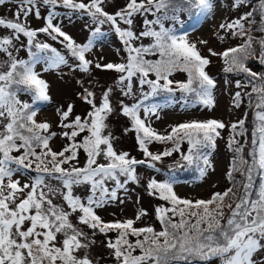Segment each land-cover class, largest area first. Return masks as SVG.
Here are the masks:
<instances>
[{
  "label": "snow or ice",
  "instance_id": "6c2138e0",
  "mask_svg": "<svg viewBox=\"0 0 264 264\" xmlns=\"http://www.w3.org/2000/svg\"><path fill=\"white\" fill-rule=\"evenodd\" d=\"M9 2L16 4L12 18L0 17V54L6 56L0 60V264H95L90 256L95 235L108 237L112 232L115 239L108 238L106 247L114 264H264V72L248 66L250 59L264 66V35H252L253 31L264 33V0L240 18L220 25L232 36L243 38V43L219 53L209 49L210 55L222 58L225 73L244 75V83L236 80L237 88L251 86V92L244 93L252 109L250 136L247 112L230 126L215 119L190 120L160 134L151 125L152 117L160 118L162 107L177 102L176 92L185 108L215 106L216 81L206 71L211 61L189 42L188 32L180 30L184 27L181 13L206 16L214 7L213 0H127L114 14L105 10L108 0H0V5ZM243 3L246 0H236L234 6ZM41 4L48 9L44 26L33 29L28 17L41 18ZM58 8L87 15L97 25L87 43H77L56 22ZM137 16L145 17L139 33L133 30ZM105 23L119 36L127 59L124 63L97 62L94 67L118 73L121 95L133 99L131 104L120 100L119 111L130 122L125 132L135 133L145 159L118 152L114 146L108 123L116 111L112 87L98 99L93 91L83 89L80 98L89 106L84 116L73 117L71 103L66 110H57L64 129L60 136L67 141L59 151L50 145L57 136L51 124L37 120L38 104L51 99L42 72L71 67L69 59L40 41L38 34L59 40L74 58L75 68L90 73L93 62L86 54L104 36L100 26ZM169 23L172 26H166ZM144 38L151 43H136ZM24 47L27 59L18 55ZM38 65L43 66L42 72ZM176 71L186 73V80L170 79ZM21 94L31 102L22 100ZM162 94L163 104L152 102ZM242 102V93L237 91L234 106L239 108ZM226 127L230 128L227 146L233 159L226 173L231 187L224 192L192 201L174 191L175 175L150 178L148 194L164 202L154 209L159 230L134 226L147 215L144 209L135 219L123 221H104L97 214V209L118 200V190H126L129 182L140 183L137 166L160 172L157 162L174 152L180 153L178 168L195 167L200 177L205 176L212 167L210 156L221 137L219 130ZM153 142L172 147L154 153L149 148ZM185 143L187 151L183 152ZM81 152L85 156L82 166ZM81 187L87 189L86 198L76 194Z\"/></svg>",
  "mask_w": 264,
  "mask_h": 264
},
{
  "label": "rangeland",
  "instance_id": "374dc122",
  "mask_svg": "<svg viewBox=\"0 0 264 264\" xmlns=\"http://www.w3.org/2000/svg\"><path fill=\"white\" fill-rule=\"evenodd\" d=\"M87 3L88 0H85ZM214 7L208 16H204L203 22L197 25L193 30L188 32V40L190 43H196L200 53L207 57L211 63L207 66L206 71L216 81V87L213 90V96L215 106L211 109L203 106L196 107H183V103L180 100V93L176 92L175 97L177 102L165 107L159 112V119L152 117L151 125L160 134H166L171 130L170 126L183 123L190 120H208L215 119L222 121L225 125L230 126L231 123L244 118V113L252 112V109L248 108V97L244 95L247 93L251 86L241 88L239 91L242 92L243 102L239 108L234 106L233 96L239 88L236 87V80H240L242 83L245 81L233 73H225L223 71V60L219 56H212L209 53V49L219 53L227 48L235 47L236 44L243 43V38L240 36H232L229 32L220 28L222 23H227L232 20L238 19L246 12L252 11L257 6V1L246 0L239 6H234L236 0H213ZM127 3V0H108L105 5V10L110 14H114L120 10ZM41 18L30 15L28 17V25L33 29H38L44 26L43 17L47 15L48 9L40 5ZM16 11V4L14 2L0 5V17L12 18L13 13ZM59 13L57 23H60L63 30L73 37V39L80 44L87 43L91 36L92 30L97 26L92 23L91 18L87 15H80L79 13H69L67 10L62 8L56 9ZM184 16L187 13H182ZM70 17V19H69ZM144 16H137L134 21L133 30L139 33L143 30V19ZM152 19L151 16H148ZM256 18L257 15H256ZM166 26H172L170 23ZM104 36L98 39L91 52L86 54L87 58L92 60L93 66L90 73H83L75 68V60L70 57L67 50L59 42V40L53 41L44 33L38 34V39L43 42H47L53 47H56L62 54L69 59V66H61L60 70H53L49 72H42V65L37 66V70L42 72L43 78L49 84V95L50 101L46 104L41 103L39 107L37 120L47 121L51 124V131L56 132L57 136L50 142L51 147L55 151L61 150L63 145L67 142L62 139L60 133L64 131L60 127V116L58 109L66 110L69 103L74 105L73 112L79 113L83 109L89 110V106L83 102L80 98V94L84 88L93 91L96 94L97 99L102 95L103 91L107 88L112 87V103L116 108V111L109 117L108 123L110 130L115 138L114 146L116 150L126 151L131 155L132 149H134L135 156L139 147L135 144L133 134L134 132H125V129L130 127V122L127 117L120 114L119 101L123 100L126 104L133 103V99L124 97L121 95L119 88L116 85L119 74L114 70L96 69L95 63L107 64V63H124L126 62L127 55L122 41L119 36L115 33L112 26L108 23L100 26ZM121 27H127L121 24ZM176 27L179 29L180 25ZM255 27V26H254ZM252 35L258 38L259 34L253 31ZM225 37L223 40L220 37ZM21 41L26 44V38L21 37ZM201 41H207L206 44ZM136 43H143L148 45L151 43L149 38H144ZM20 47V42L17 43ZM19 58L27 59L26 47L21 48ZM147 59H154L151 56L146 57ZM6 59V56L0 54V60ZM154 79V75L151 76ZM186 73L176 71L170 79L174 81L186 80ZM147 85L144 86V90L147 91ZM134 91L139 96V84L134 79ZM20 98L24 101H30V97L26 94H21ZM161 100V101H159ZM154 103H164V95L162 94L157 99L153 100ZM39 106V104H38ZM85 115V111H84ZM251 122V120H250ZM249 127V136L251 131V125ZM221 137L217 139L216 148L213 150L210 161L212 167L207 170L205 176L200 177L199 172L192 167L191 173L196 178L195 181L183 182L177 180L174 185V191L176 194L183 198L192 201L198 199L207 200L211 198L215 192H224L227 188L231 187L229 180L227 179L226 173L230 167L233 159V153L228 148V138L230 135V128L219 130ZM154 151L162 146H172L170 143L164 144L159 142H153L149 145ZM137 149V150H136ZM247 151V150H246ZM141 152V151H140ZM142 153V152H141ZM83 155L81 152L80 156ZM82 157V158H83ZM145 158V157H144ZM136 159H141L137 156ZM170 162L166 159L164 162H157V167L161 169L160 172H156L154 169L148 168L146 165L137 166V175L140 177V183L129 182L126 186V190H118L119 199L109 203L107 206L97 209V214L104 221H115V220H126L135 219L136 213L140 209H144L147 215L142 217L141 220L136 221L134 226L144 227L153 226L157 230L160 229V224L155 217V207L164 202L157 198L150 196L146 190L147 181L150 178L157 180L166 179L169 175H174L171 171L172 166H169ZM198 174V176H197ZM197 176V177H196ZM239 175H237L238 177ZM236 177V178H237ZM237 179H240L238 177ZM109 187H112L111 183ZM76 194L86 198L87 189L81 187L76 190ZM85 231H89L85 228ZM115 232L109 233L108 237L103 234L97 233L94 237L95 244L90 249V256L93 258L95 264H114L113 258L110 256V250L107 249L106 243L108 238L115 239ZM218 264V262H217Z\"/></svg>",
  "mask_w": 264,
  "mask_h": 264
},
{
  "label": "trees",
  "instance_id": "16d2710c",
  "mask_svg": "<svg viewBox=\"0 0 264 264\" xmlns=\"http://www.w3.org/2000/svg\"><path fill=\"white\" fill-rule=\"evenodd\" d=\"M254 1V0H253ZM255 1H257V6H258V3H259V0H255ZM257 6H256V8H257ZM247 13V12H246ZM245 14V13H244ZM207 16H208V14H207ZM257 17L258 18H256V20H257V22H259V16L257 15ZM148 18V17H147ZM180 18H181V20H183L184 21V27L182 28V29H180L181 31H187V32H189L190 30H193V27H192V25L193 24H195L196 26L197 25H199V24H201V22H203L202 20H203V18H204V16H199V17H196V16H194V15H192V16H190L188 13L184 16V14H180ZM258 34H259V36H258V38L260 37V36H262V35H264V33H260V32H258ZM86 43V42H85ZM138 44V43H137ZM196 44V43H195ZM241 44V43H240ZM144 45H146V44H144ZM239 45V44H238ZM237 44H236V46H238ZM196 46H197V44H196ZM235 46V47H236ZM232 47V46H231ZM197 49H198V47H197ZM199 50V49H198ZM200 51V50H199ZM126 55H127V52H126ZM151 58H154L153 60H155V59H158L159 57L158 56H151ZM248 66L253 70V71H256V72H264V66H261V65H259V63H258V61H256V60H253V59H250L249 60V63H248ZM223 67H224V63H223ZM234 75H236L235 73H233ZM236 76H238L239 78H241V79H243L244 81H245V77H244V75L243 74H241V75H236ZM214 79V78H213ZM146 88H147V86H146ZM241 88H239L238 89V91L240 90ZM147 90H148V88H147ZM237 92V91H236ZM248 92H251V89L248 91ZM242 93V92H241ZM158 97H156V98H154L153 100H155V99H157ZM159 101H161V100H159ZM41 106V103L39 104V106H38V108ZM83 109V111L82 112H79V113H74L73 112V117L75 116V115H81V116H84V111H85V114H86V112L88 111V110H86V109H84V108H82ZM250 120H252V112L249 110V113H248V119H247V122H246V126L248 127V125L250 124ZM133 138H134V141H135V144H136V147H137V143H136V139H135V133L133 134ZM169 147H172V146H162V147H160L159 149H157L156 151H154L152 148H150V146H149V148H150V151H152V152H154V153H157V152H162V151H164L166 148H169ZM137 150V149H136ZM181 151H183V152H186L187 151V144L185 143V144H183V145H181ZM212 152H213V150H212ZM137 155L135 156V152H134V149H132V152H131V155L130 156H132V157H135V158H137V156H139V158H141V159H145L144 158V156H143V154L140 152V150H137V153H136ZM212 154V153H211ZM83 157V155H81L80 157H79V159H80V165L82 166L83 165V163H84V157ZM166 159H168L169 160V162H170V165L169 166H172V168H171V171L173 172V174L176 176V178H177V180H179V181H183V182H191V181H195V177H194V175H193V173H191V170H194V169H192V168H185V169H181V168H178L177 166H176V162L177 161H180V153H178V152H174L173 153V155L172 156H170V157H164L163 159H162V161L164 162ZM195 172H196V169L194 170ZM197 176H198V174H197ZM196 176V177H197ZM239 177V176H238ZM237 177V178H238ZM198 179H201V177H199Z\"/></svg>",
  "mask_w": 264,
  "mask_h": 264
}]
</instances>
